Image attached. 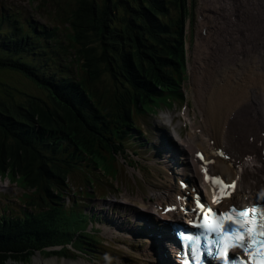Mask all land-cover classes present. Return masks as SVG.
<instances>
[{
	"label": "trees",
	"instance_id": "16d2710c",
	"mask_svg": "<svg viewBox=\"0 0 264 264\" xmlns=\"http://www.w3.org/2000/svg\"><path fill=\"white\" fill-rule=\"evenodd\" d=\"M128 1L132 2L129 4ZM170 3L176 9H180V0H170ZM118 6L123 7L124 11L127 12L126 31L116 36L119 41L106 43L105 45L112 53L117 50H119V53L121 52L122 58L119 65L123 72H129L126 76L128 86L135 90L139 88L149 90L152 88L150 82L142 73L145 69L144 62L148 60L154 65V83L160 85L167 92H176L174 91L177 88L175 78L180 74V64L178 63L180 59H175L174 55L177 53L176 46L180 42V28L178 26L180 22L169 15L166 0H112L107 10L112 17L117 15V19L122 21L119 9H117ZM2 16L5 15L2 14ZM5 18L14 27L0 33V71L12 70L21 73L26 79L31 78L35 83L38 82L42 86L44 85L51 96H56L60 102L67 105V108L72 107V110L68 109V112H66L67 117L73 122H78L81 128L87 129L90 138L109 140L110 137L115 136L112 122L108 123L111 128H106V131H104L107 119L105 122L101 121L99 114H104L102 108L97 106L94 109L91 105L88 106L85 101L82 102L81 93L77 88L70 84L69 87L63 84L66 81L63 76L57 78L55 73L49 74L38 67L37 63L42 57L46 56L47 59H51V56L56 53V49L61 48V39L57 35V27L47 29L44 25L32 24V21L28 19L25 20V27L16 26L14 24H18L20 20L16 12L7 13ZM35 27L38 31L35 30ZM43 42H46L45 45H43ZM126 45H130L128 53L124 51ZM131 45H134V47ZM133 48L136 51L137 58L143 60V63L136 67L133 63L135 60L132 58ZM165 61L167 63L164 69L161 70L160 67ZM42 76L53 80L55 83ZM0 85L6 84L0 82ZM78 109L82 110V113ZM39 112L43 117L46 116L45 112L47 111L45 108L33 101L22 106H0V141L4 144L5 138L9 143L14 144L17 150L22 151L16 153V161L18 157L26 158L28 153L34 156L37 155L39 158H42L41 154L43 152L58 156L67 145L71 143L74 145L75 137L72 140L69 134L58 131L53 127L50 129L53 132L50 135L53 142H45L46 137L42 131L48 130V128L37 129L35 126H30L34 123L32 121L34 113ZM94 123H96V126ZM124 136V134H120L116 135V138L122 142ZM101 146H103L102 143ZM71 152L77 162L84 159V152L89 155L80 145L77 147L74 145ZM44 173L47 174L48 172L45 171ZM56 216L60 219L62 215L58 212ZM35 228L38 230L35 231ZM50 230V222L35 223L31 217L25 221L16 220L4 225L0 224V264H8L6 260L9 256H24L23 251L39 239L50 242V239H47Z\"/></svg>",
	"mask_w": 264,
	"mask_h": 264
},
{
	"label": "bare ground",
	"instance_id": "6f19581e",
	"mask_svg": "<svg viewBox=\"0 0 264 264\" xmlns=\"http://www.w3.org/2000/svg\"><path fill=\"white\" fill-rule=\"evenodd\" d=\"M254 1L257 13L264 23V9L259 0ZM45 43L43 42V45ZM214 43H216V39ZM246 50L257 53L264 51V46L250 45ZM240 53L238 52V54ZM202 61L206 63L208 58L203 57ZM259 62V59L253 56L252 59L247 60L246 70L250 74L254 73L255 66ZM215 68L217 69L218 66ZM214 77L216 76L214 75ZM204 78L202 69L196 77V94L208 101V105L198 107L201 117L200 124L191 121L188 110L184 111V118L189 121L190 128L184 137L179 135V146L174 145L183 157L184 164L181 168L183 176L187 178L189 173L192 174V186L189 185L188 189L194 193L199 185H204L203 178L200 179V172L206 171L210 178L221 175L227 178L228 182H235L233 197H238L243 203H249L260 191L264 190V155L262 151L264 144L260 140V134L264 128V81L258 82L249 76H243L239 81H236L235 85H232L228 76L224 78L219 76L209 86L211 92L208 94V85ZM94 124L96 126V123ZM197 129H201L202 132L197 133ZM223 156L229 160L222 159ZM185 195L186 193L178 190L174 197L169 196L164 202H161L159 200L144 201L138 195L129 197L124 194L122 202L132 205L134 209L145 214V218H148L147 221H154L160 225L167 220L176 221L177 215H189L188 211L185 213L184 207L178 213L173 212V208L180 198ZM162 205L165 206V211L156 214V207H162ZM149 223L152 225L151 222ZM153 225L152 229L147 232L150 235L148 236L150 240L146 245V250L148 256L152 258L147 264H165L162 258V254L165 255V253L159 241L151 236L152 233L158 231L157 225ZM65 264L84 263L65 261Z\"/></svg>",
	"mask_w": 264,
	"mask_h": 264
},
{
	"label": "rangeland",
	"instance_id": "374dc122",
	"mask_svg": "<svg viewBox=\"0 0 264 264\" xmlns=\"http://www.w3.org/2000/svg\"><path fill=\"white\" fill-rule=\"evenodd\" d=\"M63 6H66L67 8H71L72 10H75L76 13H78V19H79V26H77V35L79 37L80 40L83 41V50L86 54V56L89 58V61L91 63L90 67L91 69H93L94 73H95V77L94 80L91 82V85L96 89L97 93L102 97V98H108L109 97V82L110 79L108 78V76L104 73L103 70V63L101 61V57H100V53H99V48L97 45L99 36H100V32L97 29V23L96 22H90L87 19V13L86 11L83 10V8L80 6V4H78L77 2L79 0H59ZM13 3L16 7L22 8L24 13L26 15H28L29 17H32L33 12L30 10L29 8V2L28 0H0V3H2V5H6V3ZM41 12H43L42 14L45 16L44 19L45 21L48 22L49 20V15H48V11L47 10H41ZM55 12L52 13L53 15V19L51 20V23L54 24L55 21L57 19V17H55ZM105 24V23H104ZM64 29H63V25H60V32L61 35L63 36L64 33ZM105 36H108L107 34H103ZM13 73H7V74H2L3 77H9L11 76ZM9 86L11 87H16L17 90H19L20 93H17L16 91H13L14 93V97L15 99H23V93L27 94V95H35L37 97H39L41 100H43L44 102H42L39 99H30V97H25L29 100H32L33 102L37 103L38 105H40L41 107L45 108V106H47L51 112L53 114H55L54 111V106L52 105L50 98L48 96L45 95V93L40 90L34 83H32L29 80H21V78H14L13 81L11 82H6ZM8 94L10 95V93H4L0 92V101L4 102V103H8L11 104L13 103L14 100H10ZM22 94V95H21ZM191 100V104L192 107L189 109L190 112V116L192 119H195L196 122H198V120L200 119V116L198 114V109L197 106L195 107V105L197 104L195 99L190 98ZM179 105L176 104H172L171 108L168 110L164 109V106H160L159 109H157L155 111V113L152 114H144L141 117V121L140 123H142L143 127L146 128L147 132L145 133L146 137H152L153 141L156 142V144H160L161 142H163V137L165 140L167 141H171V139L169 138V131H172L173 128H176L181 134L182 136L185 135L186 133V129L183 127L182 124V119L179 120L178 115H179ZM163 111V113L161 112ZM166 113V114H165ZM171 115L173 122L170 124V122L168 121V118L166 120V118L164 116H168ZM195 116V117H194ZM58 121L61 123V121H63V117L59 116ZM147 123H149L150 125H152V127L150 126L149 128L146 127ZM166 124V126L164 125ZM0 161H4V167H7L6 163L8 162H17L16 158H17V154L16 151L11 148L9 145H7L6 143L2 144L0 141ZM175 150H177L176 148H174ZM178 151V150H177ZM19 159V157H18ZM156 160H158L157 158H155ZM22 165H23V169H25L26 173L28 176L31 177L32 180L37 179L38 177V167L36 166V160H33L30 156H27L26 158L23 157V161H22ZM105 168L108 170V180H113V182L115 180H122V177L120 176L118 169H120V164L117 161H107L105 164ZM129 170V169H128ZM80 180H81V175L78 177L75 174H70L68 177V189L67 191H70L69 193H71L74 190L78 189V186L80 184ZM5 180H1L0 184L5 183ZM118 184V183H117ZM127 186V189L129 187H133L132 182L130 181L129 177L126 175V182L124 183ZM15 183L9 184L8 188H6V190L4 192L0 191V195L4 196V194H8V195H14V194H22L24 191L15 186ZM114 185V184H113ZM168 185V183H162V182H158L155 184L149 183L147 181H144L143 183V188L137 192H141L144 194V197L146 199L149 198H153V195L150 194L151 189H159L162 190V188L166 187ZM151 186H158L159 188H152ZM85 188V187H84ZM87 188V187H86ZM120 192H116L115 193V198H112V200H115L116 202L120 201L121 195L123 193V189L119 190ZM114 192V191H113ZM135 192V193H137ZM90 193H93V195H98V194H102L104 195L105 192H92L90 191ZM128 193L133 194V192H130L128 189ZM157 193V191L155 192ZM113 197V196H112ZM76 197H73V200H75ZM71 200V199H70ZM66 201H68V199H66ZM81 203V201H80ZM115 212L117 214H119L120 216H122L124 219L128 218V220H132V217L129 216L130 212L128 211L127 213L124 212V210L118 206H115ZM129 225L131 226V228L129 229V231H132V228L138 227L137 225H135L132 222H128ZM37 258H31V262L28 263H19V262H9L8 264H53L51 263V260L55 259L57 261L58 264H63L65 258L64 257H59L57 255L55 256H48V255H43V256H39L36 255ZM72 257V258H71ZM71 257H69L70 259H74V260H80L78 258V256L76 255H71ZM115 257V261H116V256H112ZM68 260V259H67ZM128 261V260H127Z\"/></svg>",
	"mask_w": 264,
	"mask_h": 264
},
{
	"label": "snow or ice",
	"instance_id": "6c2138e0",
	"mask_svg": "<svg viewBox=\"0 0 264 264\" xmlns=\"http://www.w3.org/2000/svg\"><path fill=\"white\" fill-rule=\"evenodd\" d=\"M199 155V154H198ZM203 171V169H202ZM209 177L205 176V180ZM215 184L220 186L221 195H226L225 189L234 187L233 185H225L219 178H212ZM213 195V203H216V195ZM197 207L203 210V206L197 202ZM211 212V210H207ZM213 219L208 220L205 216L204 222L194 224L195 227L202 228L205 232H215L216 239L209 240L205 235V247L209 249V255L215 256L219 264H239V261L235 257H229L228 251L232 248H243L245 254L257 255L254 251L257 246H260L258 253L260 259L253 260L252 264H264V208H244L237 210L232 207L228 212L220 213L219 216H215L213 213ZM225 221H231L226 224ZM182 241H188L191 243V251L193 259H199L200 250V236H191L187 234H180ZM215 245V252L211 251V245Z\"/></svg>",
	"mask_w": 264,
	"mask_h": 264
}]
</instances>
